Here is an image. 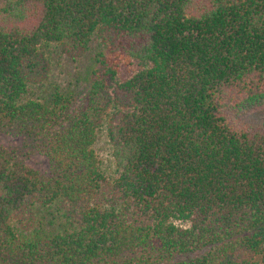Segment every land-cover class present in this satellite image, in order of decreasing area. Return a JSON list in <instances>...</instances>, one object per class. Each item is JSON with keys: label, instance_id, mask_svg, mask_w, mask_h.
<instances>
[{"label": "trees", "instance_id": "1", "mask_svg": "<svg viewBox=\"0 0 264 264\" xmlns=\"http://www.w3.org/2000/svg\"><path fill=\"white\" fill-rule=\"evenodd\" d=\"M0 264H264V0H1Z\"/></svg>", "mask_w": 264, "mask_h": 264}, {"label": "rangeland", "instance_id": "2", "mask_svg": "<svg viewBox=\"0 0 264 264\" xmlns=\"http://www.w3.org/2000/svg\"><path fill=\"white\" fill-rule=\"evenodd\" d=\"M55 51H56L55 62L56 61L57 62L53 66V71H52L51 78H50L51 81L65 83L68 80H72V81H75L78 79L82 80L84 75H86L84 73L85 67L91 64V61H89L88 56L85 55V58L76 57L75 60H69L66 57V55L61 52L60 49L56 48ZM92 54H93V51H92ZM66 72L69 73L68 76H66ZM94 148L98 156L104 161H107L108 156H109V147L105 141L104 136L101 135V131L99 132L97 136V139L94 144Z\"/></svg>", "mask_w": 264, "mask_h": 264}, {"label": "clouds", "instance_id": "3", "mask_svg": "<svg viewBox=\"0 0 264 264\" xmlns=\"http://www.w3.org/2000/svg\"><path fill=\"white\" fill-rule=\"evenodd\" d=\"M186 227H190V225H187Z\"/></svg>", "mask_w": 264, "mask_h": 264}]
</instances>
